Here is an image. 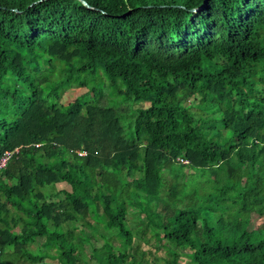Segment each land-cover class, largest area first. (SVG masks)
Here are the masks:
<instances>
[{"label":"trees","instance_id":"obj_1","mask_svg":"<svg viewBox=\"0 0 264 264\" xmlns=\"http://www.w3.org/2000/svg\"><path fill=\"white\" fill-rule=\"evenodd\" d=\"M6 153L0 264H264V0H0Z\"/></svg>","mask_w":264,"mask_h":264},{"label":"rangeland","instance_id":"obj_2","mask_svg":"<svg viewBox=\"0 0 264 264\" xmlns=\"http://www.w3.org/2000/svg\"><path fill=\"white\" fill-rule=\"evenodd\" d=\"M64 96H65V101L71 100L72 97H73V91L72 90L67 91ZM262 190H264V186H263ZM256 194H257V196H260L261 195V192H259V193L257 192ZM260 220L261 219H253L252 220V225L260 222ZM104 236L105 237H108L109 235L108 234H104ZM25 244L27 245L28 250H30L31 252H33V253H37L38 252L39 246H38V243L37 242H30L29 241V242H25ZM100 244H101V242H97L95 245L96 246H99ZM141 244H142V246L145 249L147 248V246H145L142 242H141ZM115 245H118V244L115 243Z\"/></svg>","mask_w":264,"mask_h":264},{"label":"built area","instance_id":"obj_3","mask_svg":"<svg viewBox=\"0 0 264 264\" xmlns=\"http://www.w3.org/2000/svg\"><path fill=\"white\" fill-rule=\"evenodd\" d=\"M9 156L10 155L8 153H6L5 156L0 159V169L5 167L6 162L9 159Z\"/></svg>","mask_w":264,"mask_h":264}]
</instances>
